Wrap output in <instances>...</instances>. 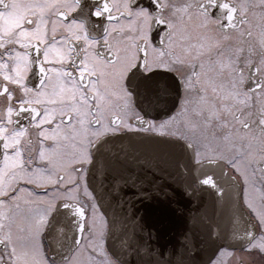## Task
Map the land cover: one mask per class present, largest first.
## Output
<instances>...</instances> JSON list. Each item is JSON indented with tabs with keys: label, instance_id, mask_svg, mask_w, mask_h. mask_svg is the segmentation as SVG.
<instances>
[{
	"label": "snow or ice",
	"instance_id": "obj_1",
	"mask_svg": "<svg viewBox=\"0 0 264 264\" xmlns=\"http://www.w3.org/2000/svg\"><path fill=\"white\" fill-rule=\"evenodd\" d=\"M124 137L192 149L205 264H264V0H0V264H121L97 179Z\"/></svg>",
	"mask_w": 264,
	"mask_h": 264
},
{
	"label": "water",
	"instance_id": "obj_2",
	"mask_svg": "<svg viewBox=\"0 0 264 264\" xmlns=\"http://www.w3.org/2000/svg\"><path fill=\"white\" fill-rule=\"evenodd\" d=\"M155 147L162 146L124 137L112 141L105 152L108 160L119 162L97 179L98 195L109 217L108 245L125 264H205L211 232L206 221L218 219L216 190L197 183L192 149L164 160L156 157ZM225 169L221 161L206 160L199 170L219 176ZM232 202L229 191L219 219L226 218L237 233L257 226L242 204L231 209Z\"/></svg>",
	"mask_w": 264,
	"mask_h": 264
},
{
	"label": "flooded vegetation",
	"instance_id": "obj_3",
	"mask_svg": "<svg viewBox=\"0 0 264 264\" xmlns=\"http://www.w3.org/2000/svg\"><path fill=\"white\" fill-rule=\"evenodd\" d=\"M173 99H174V97H173ZM161 103H165V101H161ZM166 103H167V105H171V103H172V99H168L167 101H166ZM206 160H209V158L208 157H205L202 161H206ZM218 161H221L223 164H224V166L231 172V173H233L235 176H237V174L229 167V165L227 164V163H225V161L224 160H222V159H220V160H218ZM237 179L239 180V177L237 176ZM250 213V212H249ZM250 215L252 216V214L250 213ZM253 217V216H252ZM253 219L255 220V218L253 217ZM256 221V220H255ZM256 224H257V222H256ZM257 227H258V224H257ZM108 228H109V224H108ZM110 248V247H109ZM53 250H55V248H54V246H53ZM111 250V249H110ZM121 260V259H120ZM121 264H125L122 260H121Z\"/></svg>",
	"mask_w": 264,
	"mask_h": 264
}]
</instances>
